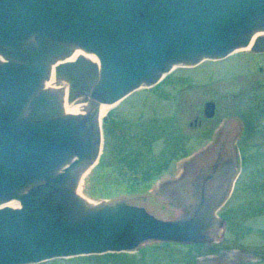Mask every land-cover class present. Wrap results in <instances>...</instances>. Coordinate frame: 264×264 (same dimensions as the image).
Masks as SVG:
<instances>
[{"label":"water","instance_id":"water-1","mask_svg":"<svg viewBox=\"0 0 264 264\" xmlns=\"http://www.w3.org/2000/svg\"><path fill=\"white\" fill-rule=\"evenodd\" d=\"M256 32L264 0H0V264L217 235L233 120L220 117L207 144L175 163L178 175L150 183L178 205L173 219L153 212L146 190L90 203L78 183L100 154L101 104L173 65L225 58ZM250 49L264 51V36ZM214 113L206 101L204 116Z\"/></svg>","mask_w":264,"mask_h":264},{"label":"rangeland","instance_id":"rangeland-1","mask_svg":"<svg viewBox=\"0 0 264 264\" xmlns=\"http://www.w3.org/2000/svg\"><path fill=\"white\" fill-rule=\"evenodd\" d=\"M172 71L155 85L137 88L99 118L100 154L82 174L78 194L90 203L142 190L154 195L150 183L205 146L220 117L236 119L243 136L235 145L245 158L238 166L234 199L259 200L258 229L249 233L253 231L250 239L259 242L264 253V54L239 50L222 60H203ZM206 101L215 103L211 118L203 114ZM105 115L108 122L103 125ZM195 119L201 120L200 126L190 125ZM154 208L164 219H173L177 210L168 206L160 210L156 204ZM195 255L188 243L149 241L133 252L37 264H193Z\"/></svg>","mask_w":264,"mask_h":264},{"label":"flooded vegetation","instance_id":"flooded-vegetation-1","mask_svg":"<svg viewBox=\"0 0 264 264\" xmlns=\"http://www.w3.org/2000/svg\"><path fill=\"white\" fill-rule=\"evenodd\" d=\"M248 51L264 54V51H254L250 48ZM190 125L200 126L201 120L195 119V122ZM242 136L239 123V136L231 139L234 174H228L220 204L212 207V217L219 219L215 229L217 235H195L194 239L189 241L188 244L197 252V255L193 257V264H264V253L260 251L259 242L250 239L253 229H258L260 202L258 199H242L240 202L234 199L236 183L239 178L238 166L241 167L242 159L245 158V155L237 150L235 143ZM187 156L185 155L180 160ZM175 175H178L176 165L168 175L157 178L156 181ZM154 192V195L148 191L145 193L148 206L156 204L160 210H164L166 206L178 207V205L167 204L163 192L158 190ZM156 211L153 208L155 214ZM251 229L253 230L252 234L249 233ZM197 236L199 237L197 238Z\"/></svg>","mask_w":264,"mask_h":264},{"label":"bare ground","instance_id":"bare-ground-1","mask_svg":"<svg viewBox=\"0 0 264 264\" xmlns=\"http://www.w3.org/2000/svg\"><path fill=\"white\" fill-rule=\"evenodd\" d=\"M261 35H264V32H256V33L252 36L249 46L244 47V48L236 49V50L232 51L227 57H229L231 54H233V53L236 52V51H239V50H248V49L250 48V46H251V42H253V40L255 39V37H257V36H261ZM225 58H226V57H225ZM225 58H224V59H225ZM203 60H222V59H203ZM203 60H202V61H203ZM202 61H200V62H202ZM200 62H199V63H200ZM199 63H197V64H199ZM197 64L192 65V66H189V67L197 66ZM176 66H187V65H173L172 68H171V70H170V72H173L172 70H173ZM170 72H169V73H170ZM165 75H166V74H164V75L162 76L161 80L165 77ZM111 106H112V105L101 104V105L99 106V110H98L99 118H100L102 115H104V114L106 113V111H107ZM78 189H79V188H78ZM77 193H78V190H77ZM79 195H80V194H79Z\"/></svg>","mask_w":264,"mask_h":264}]
</instances>
